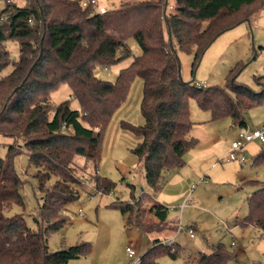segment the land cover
Returning a JSON list of instances; mask_svg holds the SVG:
<instances>
[{
	"label": "trees",
	"instance_id": "trees-1",
	"mask_svg": "<svg viewBox=\"0 0 264 264\" xmlns=\"http://www.w3.org/2000/svg\"><path fill=\"white\" fill-rule=\"evenodd\" d=\"M4 1L0 73L11 64L8 42L19 44V59L9 74L0 76V134L15 140L10 157H0V264H69L91 252L89 243L50 252L47 236L68 222V207L80 198V186L87 183L100 193L112 190L114 183L99 175L102 141L136 78L143 83L144 124L123 123V128L139 141L132 153L152 192L162 190L164 173L183 166L184 156L196 145L191 137V99L213 120L230 117L239 128L247 127L248 110L264 104V77L257 80L256 92L237 84L234 72L227 88L198 87L182 80L177 54L193 53L195 69L211 43L240 21H248L264 7V0H173L172 5L170 0H151L105 13L95 12L93 5L84 7V0H24L23 5ZM131 40L140 55L133 54ZM126 59L132 61L114 83L97 77L98 67ZM62 84L68 85L79 110L69 101L53 107L51 93ZM20 140L42 195L39 230L30 228L23 214H4L13 204H25L13 163ZM254 163H264V148ZM251 183L258 189L248 197L249 211L241 225L264 234V183ZM114 205L131 225L141 201ZM168 214V207L155 208L159 224L167 222ZM175 246L157 240L139 264H159L163 253L176 257ZM233 256L220 243L210 253L200 252L192 264H230Z\"/></svg>",
	"mask_w": 264,
	"mask_h": 264
},
{
	"label": "rangeland",
	"instance_id": "rangeland-1",
	"mask_svg": "<svg viewBox=\"0 0 264 264\" xmlns=\"http://www.w3.org/2000/svg\"><path fill=\"white\" fill-rule=\"evenodd\" d=\"M17 1L20 5L24 4V0ZM144 1L151 0H98V4L111 10L123 4ZM4 4L5 1L0 0V9ZM170 4H174V1L170 0ZM129 44L135 56L141 54L134 40ZM7 48L11 64L0 76L9 74L13 70L12 64L19 59L17 42H8ZM177 54L180 76L184 82L227 88L234 72L232 76L236 77L237 84L258 91L260 85L257 80L264 77V7L248 21H240L220 34L204 52L195 69L193 53L178 50ZM131 61L126 59L109 66L107 71L98 67L96 75L101 80L114 83L120 70L129 66ZM70 95L68 85H60L51 93L53 107L69 101L72 109L79 110L78 101ZM142 99L143 83L136 78L127 100L114 114L104 133L99 175L114 183L112 190L98 193L87 183L80 186V198L68 207V222L59 231L47 236L49 251L89 243L91 252L71 260L69 264H134L155 245V232H168L172 237L159 240L174 239L170 246L176 244L174 250L178 254L176 257L161 254L159 264H192L200 252L210 253L220 243L234 255L230 264H264V235L252 226L241 225L248 215V197L258 189L251 181L264 183V163H254L264 145L254 141L241 150L233 148L241 130L264 127V104L248 110L245 115L247 127L239 128L233 125L230 117L213 120L210 112L201 109L197 101L191 99L189 107L194 123L191 137L197 141L196 145L184 156L183 166L164 173L162 190L152 192L146 184L142 164L132 153L139 141L123 128V123L135 126L144 124ZM14 144L13 138L0 134L2 159L10 157L9 147ZM16 145L21 148L13 156V163L23 183L21 194L25 204H13L4 210V214H23L27 225L39 230L42 195L23 141ZM230 155L236 158L226 161ZM243 157L245 161L240 160ZM145 196L169 208L165 224L146 221L141 204L139 211L135 209L133 223L129 225L127 216L114 205L116 202L134 203ZM186 198L182 207L181 203ZM149 228L151 231H147ZM189 228L195 231L193 238L188 234ZM233 240L237 246H232ZM129 247L133 250L132 257L126 251ZM253 251L256 252V259Z\"/></svg>",
	"mask_w": 264,
	"mask_h": 264
},
{
	"label": "built area",
	"instance_id": "built-area-1",
	"mask_svg": "<svg viewBox=\"0 0 264 264\" xmlns=\"http://www.w3.org/2000/svg\"><path fill=\"white\" fill-rule=\"evenodd\" d=\"M90 5H93L95 7V12L105 13L107 11L106 8L99 6L97 0H84L83 1L84 7H88ZM104 70L107 71L108 70L107 67H104ZM196 85L198 87H203V88L206 87V85L202 84V83H197ZM254 141L260 142L262 145H264V127L260 128V129H255V130H249V129L241 130L238 133V137H237L236 141L233 143V148H234V150H241V149H243V147L247 143L254 142ZM235 158L236 157L234 155H230V157H228L226 159V161H232ZM240 160L245 161V158L244 157L240 158ZM98 193H100V192H98ZM91 196L92 195H89V197H91ZM184 205L182 207H184ZM188 234L191 238H193L195 236V231L193 230V228L188 229ZM173 242H174V239H171V240L162 242V244L170 246ZM232 246H237V242L233 241ZM126 251H127V254L129 255V257L133 256L132 248L129 247V248H127ZM139 260H140V258L134 264H139Z\"/></svg>",
	"mask_w": 264,
	"mask_h": 264
},
{
	"label": "crops",
	"instance_id": "crops-1",
	"mask_svg": "<svg viewBox=\"0 0 264 264\" xmlns=\"http://www.w3.org/2000/svg\"><path fill=\"white\" fill-rule=\"evenodd\" d=\"M186 200H187V198L181 203V206H183L184 204H185V202H186ZM140 201H141V204H142V206H143V212H144V217L146 218V221H149V222H156V221H158L157 220V217H156V215H155V208L158 206V205H162V206H165V205H163L162 203H160V202H157V201H154V200H151L150 198H148V197H144L143 198V200H142V198L140 199ZM166 207V206H165ZM242 223V222H241ZM243 226H245V225H243ZM249 226H251V225H249ZM253 227V226H252ZM255 228V227H254ZM256 229V228H255ZM256 230H258V229H256ZM258 232H259V230H258ZM154 233V232H153ZM162 232H155L154 233V235H155V239H157V240H159V239H161V240H163V238L164 239H166V238H169V237H172V234L171 233H168V232H166V233H162ZM260 233V232H259ZM264 235V234H263ZM175 237V236H174ZM175 239H176V237H175ZM233 241H235V240H233ZM232 241V242H233ZM232 244V243H231ZM253 257H255V259H256V252L255 251H253Z\"/></svg>",
	"mask_w": 264,
	"mask_h": 264
}]
</instances>
